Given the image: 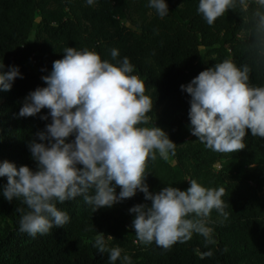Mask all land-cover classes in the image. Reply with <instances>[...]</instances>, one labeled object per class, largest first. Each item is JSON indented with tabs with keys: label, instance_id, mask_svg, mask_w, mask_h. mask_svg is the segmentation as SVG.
Here are the masks:
<instances>
[{
	"label": "trees",
	"instance_id": "16d2710c",
	"mask_svg": "<svg viewBox=\"0 0 264 264\" xmlns=\"http://www.w3.org/2000/svg\"><path fill=\"white\" fill-rule=\"evenodd\" d=\"M165 3L169 12L161 18L153 8L154 14L147 15V0H94L92 5L87 0H0V65H4L0 71L18 66L23 76L1 96L0 162L36 170L28 143L41 142L35 134L51 123L49 110L42 109L34 117H20L19 112L30 92L47 86L40 75L51 73L53 62L63 58L67 47L88 49L117 66L127 57L134 66L132 74L144 81L145 95L153 102L148 124L139 126L159 127L176 144L175 155L170 154L167 161L158 154L155 161L149 159L145 178L149 192L157 193L165 186L187 190L193 179L206 188H223L229 216L224 219L212 210L206 226L213 242L206 245L204 237L194 233L191 240L177 242L167 251L155 242L138 247L132 228L135 214L129 209L151 204L140 191L94 213L82 196L58 204L69 222L33 238L19 231L17 209L27 212L26 205L16 198L10 203L3 196L5 176L0 177V264H110L108 253H99L93 245L100 227L117 215L122 216L119 228L104 235L113 237L121 257L128 255L132 264H264V138L253 137L249 130L246 147L226 154L205 148L194 135L196 143L185 146L191 134V97L180 87L224 60L238 67L247 64L250 86L264 87V58L249 50L250 24L243 22L250 18L251 8L248 13L228 10L210 26L197 11L199 0ZM131 10L140 15L137 29L121 23ZM37 13L34 39L26 42ZM112 49L119 51L116 59L111 57ZM72 140L74 136L67 142ZM173 159L175 165L170 164ZM228 177L233 180L227 181ZM206 252L212 255L205 256Z\"/></svg>",
	"mask_w": 264,
	"mask_h": 264
},
{
	"label": "clouds",
	"instance_id": "9594fccd",
	"mask_svg": "<svg viewBox=\"0 0 264 264\" xmlns=\"http://www.w3.org/2000/svg\"><path fill=\"white\" fill-rule=\"evenodd\" d=\"M93 2L87 0L89 5ZM148 7L161 18L169 12L165 0H149ZM237 8L241 13L251 8L250 18H242L250 24L248 48L264 58V0H199L197 11L211 26ZM63 54L53 62L51 73L42 77L47 86L30 92L19 112L20 117H34L42 109L49 110L51 123L35 134L41 142L28 143L36 170L0 162V177H7L4 198L10 203L21 199L28 209H17L19 231L34 238L63 227L70 218L57 205L76 197L82 196L94 213L140 191L151 204L129 209L135 214L132 228L138 242H155L167 251L195 233L204 237L206 245L212 243L206 226L212 210L224 219L229 216L223 188H206L193 179L187 190L165 186L157 193L149 192L145 183L149 159L155 161L158 154L167 161L170 154L175 155L176 144L159 127L139 126L148 124L153 102L145 95L144 81L132 74L129 59L123 58L117 66L88 49L67 47ZM118 56L119 51L112 49L111 57ZM250 71L247 64L238 67L224 60L180 86L191 97V134L205 148L222 154L239 152L246 147L249 130L253 137L264 138V87L250 86ZM18 77L23 78L18 66L0 71V89L10 90ZM71 136L74 140L67 142ZM93 246L99 253H108L110 264L118 259L132 264L128 255L121 257L119 247L106 246L103 233L97 234Z\"/></svg>",
	"mask_w": 264,
	"mask_h": 264
},
{
	"label": "rangeland",
	"instance_id": "374dc122",
	"mask_svg": "<svg viewBox=\"0 0 264 264\" xmlns=\"http://www.w3.org/2000/svg\"><path fill=\"white\" fill-rule=\"evenodd\" d=\"M148 3H149V0H147ZM154 14V10L152 8H149L148 11H147V15L148 16H152ZM38 19H39V14L37 13L35 15V20H34V25H33V29L30 31L29 33V36L26 40V42H31L33 39H34V34H35V29H36V24L38 22ZM140 22V15L138 12L136 11H130L128 12L127 14V17L123 20H121V23L126 26L127 28H130V29H137L136 28V25L137 23ZM202 48H200L201 50ZM207 59V58H206ZM42 77L43 75H40V79L42 80ZM43 81V80H42ZM44 82V81H43ZM6 92V90H2L0 89V100H1V96ZM186 143H185V146L187 145H190L192 146L193 144L196 143V139L194 138V136L192 134H189L186 139H185ZM219 160H223L222 158H220ZM176 163V160L173 159L170 161V164L172 165H175ZM214 165H218V163H215ZM213 170L216 171L217 170V167H214L213 166ZM185 178L187 181L190 180V177L185 174ZM227 181H232L233 178L232 177H228L226 178ZM126 214V213H125ZM121 219H122V216L121 215H117L113 220H111L110 222L108 223H104L101 227H100V230L98 233H103L106 231H109L111 229H116V228H119L120 224H121ZM127 225H129V223L127 222L126 223ZM97 236V235H96ZM113 241V237L112 236H105V242H106V246L108 247H111V248H114L116 247V245L112 242ZM138 247H141V244L140 242H138L136 244Z\"/></svg>",
	"mask_w": 264,
	"mask_h": 264
}]
</instances>
